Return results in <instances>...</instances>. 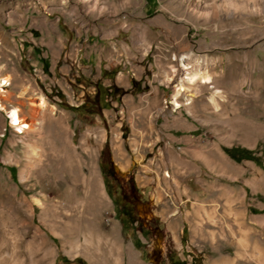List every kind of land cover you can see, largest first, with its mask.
<instances>
[{
  "label": "rangeland",
  "instance_id": "374dc122",
  "mask_svg": "<svg viewBox=\"0 0 264 264\" xmlns=\"http://www.w3.org/2000/svg\"><path fill=\"white\" fill-rule=\"evenodd\" d=\"M255 1L251 13L239 8L249 5L244 0H0V78L8 80L0 92V247L15 248L19 264H104L109 244L118 247L120 264H264V213L255 212L264 209V0ZM46 22L74 43L82 33L89 42L114 44L121 58L144 64L150 84L175 93L182 84L181 95L192 89L187 100L176 98L189 104L174 110L161 103L164 121L156 125L126 123L109 97L98 110L90 100L93 80L79 67L44 60L24 44L32 37L45 50ZM193 73L210 83H188ZM41 98L43 128L34 122ZM72 101L85 103L83 113L64 108ZM13 108L30 123L21 133L10 125ZM172 109L195 120L203 138L187 192L186 178H177L183 155L176 149L172 156L163 148L145 154L152 168L139 176L134 166L120 172L116 165L136 162L132 153L120 155L126 139L133 147L141 127L146 138L149 127H170L164 124ZM223 148L251 151L261 165L235 162ZM99 160L107 163L106 179ZM156 174L159 194L139 184ZM106 182L136 191V222L121 226Z\"/></svg>",
  "mask_w": 264,
  "mask_h": 264
},
{
  "label": "crops",
  "instance_id": "0c3cea01",
  "mask_svg": "<svg viewBox=\"0 0 264 264\" xmlns=\"http://www.w3.org/2000/svg\"><path fill=\"white\" fill-rule=\"evenodd\" d=\"M32 28L35 30L38 27L33 26ZM44 29L48 35V41L46 45H44L45 50H42L41 47L38 48L37 44L39 43H35L32 37L25 39L24 44L29 42L30 49H35L42 57H45L44 60H46V58H50L51 60H70L75 67L81 69L82 74L86 76L89 81L93 80L91 84L92 89H95L94 83L97 82V79H100L98 82L104 87L114 86L116 88L128 90V92L121 95L117 101H114L119 108L116 111L117 114L125 113L124 120L126 123L156 125L158 122L162 124L164 119L159 113V108L161 107V103H163L162 101H166L168 98L167 104H169L170 107L172 106L174 110L176 109L173 106V95L175 91L171 88L165 90L166 87L158 83L153 85L150 84L149 81L152 75L144 74V64L132 63L131 59L128 61L127 65L122 64L123 60L120 57L121 52L115 48L114 44L103 45L97 39L92 40L94 38H91V42H89L82 33L81 44L74 43L68 40L63 32H57V23L53 22H46L44 24ZM31 32L36 34L35 31ZM144 43L145 41H142V44ZM69 47L74 48L72 50ZM42 51H45L46 55H43ZM64 67L65 64L61 66V68ZM46 69L50 72V61H47ZM103 71L109 74L101 77ZM131 80H134L136 83L140 81V86L133 90ZM85 91L87 94H90L89 89ZM181 92L177 97L181 96L180 98L187 100V92H192V89L189 91L186 89L182 95ZM166 93H169L172 99L167 96ZM178 102L179 107L189 104L188 102L182 103L181 100ZM68 104L70 106H78L81 104V101L78 103H73L72 101ZM190 104L192 107L197 106L195 99L190 102ZM174 110L168 111L169 114L166 116V121L168 123L164 124L170 127H166L162 131H156L153 126L147 128L149 138L145 136L146 128L141 127L139 129L141 131V137L137 140L138 142L133 143V147L131 146L130 139H126V147L124 148V152L120 153V155L129 156V154L132 153L137 156V160L134 162L129 158H123L121 163L119 162L116 164L117 168H119L118 171L128 172L132 170V166H134L135 173L139 176V172L147 168H152L149 167L150 162H143L145 154L154 153V151L163 148L170 152L171 156L174 149L183 155L177 162V178L183 180L189 176L197 175L198 168L196 167V163L197 161H201L197 157V152L203 140L201 137L202 133L198 130L197 122L187 113H181L180 111L175 112ZM160 140L162 143H160ZM140 159L141 162H138ZM171 178H173V175H171ZM161 183L162 181H160L157 174L156 178L154 176H149L139 179V184L143 189H146L150 185V187H153L152 191L156 194H159L157 193L156 185L160 186ZM182 187L184 192L188 191L187 186L182 185ZM148 192L150 193V191ZM148 192L142 191L143 194H147Z\"/></svg>",
  "mask_w": 264,
  "mask_h": 264
},
{
  "label": "bare ground",
  "instance_id": "6f19581e",
  "mask_svg": "<svg viewBox=\"0 0 264 264\" xmlns=\"http://www.w3.org/2000/svg\"><path fill=\"white\" fill-rule=\"evenodd\" d=\"M230 1H232V0H230ZM244 1L249 2V5L245 6L244 4H242V5H240L239 8H242L245 10H247V8H249L250 10L249 9L248 10L251 13L257 11L258 5H257V2L255 0H244ZM205 4H207V3H205ZM185 57L186 56H183L181 59H184ZM171 79L169 78V80H171ZM186 80L190 84L194 83L197 80H201L202 83H210V78L202 75L201 73L188 74L186 76ZM7 85H8V80L5 77H1L0 78V92L1 93L6 92L4 87H6ZM181 91H183V85L179 84L177 87V91H176L175 95H173V104H174V107H176V108L179 107V103L176 102V97L179 95V93ZM35 104L36 103L32 102V105H35ZM36 106H38V108H34V113H35L34 122L38 127L43 128V126H42L43 121H44L43 113L45 110V103H44L43 98L40 99V101L36 104ZM18 112H19L18 108H13L11 111H8V117L10 119V125L13 126L17 132L21 133L22 131H24L30 127V123L24 122L19 117ZM48 119H49V117H48ZM107 248H108L107 255H105V257L102 258L103 263L104 264H120L121 263L120 256H119L120 251H119L118 247L117 246L115 247L114 244H109L107 246ZM129 261H128V263H129ZM0 264H19L18 253L15 250V248L12 250H6V248L3 249L0 247Z\"/></svg>",
  "mask_w": 264,
  "mask_h": 264
},
{
  "label": "trees",
  "instance_id": "16d2710c",
  "mask_svg": "<svg viewBox=\"0 0 264 264\" xmlns=\"http://www.w3.org/2000/svg\"><path fill=\"white\" fill-rule=\"evenodd\" d=\"M45 66V69H46V61H43V67ZM115 72V71H113ZM109 73H106L105 71H103L101 73V77H104L105 75H107ZM136 84V82L134 80H131V86H134ZM94 88H95V92L94 94L92 95V97L90 98V100L92 101L93 105L97 104V103H100L99 107H98V110L100 109H106V105L102 104L101 102H106V97H109L110 98V101H117L118 98L127 93L128 90H123V89H120V88H116L114 86H111V87H104L102 85H100V83L97 81L94 83ZM60 98L62 95H58ZM89 99H87L88 101ZM84 104L85 103H82L78 106H69V105H63L64 108L66 110H69L70 112H73L75 114H78L80 115L81 113H83V108H84ZM108 104V103H106ZM91 113H97L95 111H92ZM223 152L225 154H227L232 160H234L235 162H239L240 160H250L252 161L254 164L260 166L261 165V160H260V157L254 155L253 152L251 151H248V150H242V149H239L238 150V154H233L234 150H237V149H234V148H231V149H227V148H223L222 149ZM263 158H264V154H263ZM190 178H186L183 180V185L187 186L188 188L191 189V185H190V182H189ZM118 211H119V214L121 216V219H120V223H121V226L124 228L125 224H128V225H131L133 224L134 222L137 221L135 215L133 213L130 212V215L129 217H126V219L123 217L122 218V208L119 206L118 207ZM256 213H264V209H261V210H256L255 211ZM186 227L183 226L182 228V231H181V235H182V238H184V236L186 235ZM74 263L75 264H86L83 260L81 259H75L74 260ZM171 264H178V263H171Z\"/></svg>",
  "mask_w": 264,
  "mask_h": 264
},
{
  "label": "flooded vegetation",
  "instance_id": "af4514ba",
  "mask_svg": "<svg viewBox=\"0 0 264 264\" xmlns=\"http://www.w3.org/2000/svg\"><path fill=\"white\" fill-rule=\"evenodd\" d=\"M98 166L104 176V179H106L107 163L99 160ZM106 184L107 191L109 192L108 194H110L111 197V203L116 207L117 210L119 206L122 208V218L124 217L126 219V217H129L130 215L131 208L133 206V200L136 198V191L131 186H128V192H125L119 183H117L116 185H112V183L110 184L106 182ZM177 262V259H173L171 263Z\"/></svg>",
  "mask_w": 264,
  "mask_h": 264
},
{
  "label": "built area",
  "instance_id": "2783aa9c",
  "mask_svg": "<svg viewBox=\"0 0 264 264\" xmlns=\"http://www.w3.org/2000/svg\"><path fill=\"white\" fill-rule=\"evenodd\" d=\"M122 60H123L122 64H124V65L128 64V59L125 56L122 58ZM168 100L169 99H167L166 101H162L165 107L167 106L166 104H167Z\"/></svg>",
  "mask_w": 264,
  "mask_h": 264
}]
</instances>
